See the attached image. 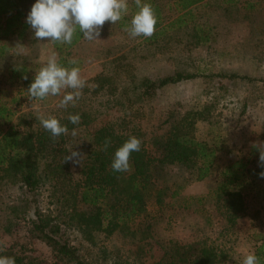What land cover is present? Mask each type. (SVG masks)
I'll return each instance as SVG.
<instances>
[{
	"label": "rangeland",
	"instance_id": "374dc122",
	"mask_svg": "<svg viewBox=\"0 0 264 264\" xmlns=\"http://www.w3.org/2000/svg\"><path fill=\"white\" fill-rule=\"evenodd\" d=\"M177 1L142 0L159 15L151 38H132L125 31L139 10L134 0H128V14L115 24L106 22L99 40L82 38L69 50L87 84L101 72L114 75L118 83L116 97L82 94L75 107L79 113L86 110L92 114L91 126L130 117L147 140L165 133L163 121L170 111L206 107L210 119L197 122L196 136L220 147L217 165L202 180L178 166L170 169L166 177L173 187H179V193L167 197L162 205L149 201L153 234L142 242L143 252L137 251V238L120 232L110 236L96 233L95 242H91L65 217L62 226L66 237L92 264H157L170 241L203 239L224 251L221 264H242L244 256L256 253L261 243L264 200L260 195L254 191L247 194L250 215L233 224L217 215L213 205L221 170L247 156L254 144L264 142V83L259 80L264 78V0H201L189 10H179ZM30 11H26L27 16ZM180 15L186 21L182 26L174 21ZM4 17L0 16V23ZM0 43L9 47L0 55V99L14 112L13 120L23 114L30 121H37L40 115L68 114L67 108L58 105L71 89L33 101L23 80L10 76L13 64L24 61L43 67L52 54L58 59L53 42L37 40L29 27L21 38L0 34ZM178 70L198 76L164 86L153 97L141 94L139 86L144 78L153 81ZM232 73L256 80L225 76ZM71 165L74 177H80L79 164ZM20 195L18 184L0 182V249L13 247L40 264H61L52 247L30 236V215L12 211L20 204ZM41 208L56 213L49 186L42 191ZM9 222L13 224L10 233L5 231Z\"/></svg>",
	"mask_w": 264,
	"mask_h": 264
},
{
	"label": "trees",
	"instance_id": "16d2710c",
	"mask_svg": "<svg viewBox=\"0 0 264 264\" xmlns=\"http://www.w3.org/2000/svg\"><path fill=\"white\" fill-rule=\"evenodd\" d=\"M200 1L178 0V9L189 10ZM35 2L0 0V16H5L0 23V34L23 37L30 27L26 22V11L31 10ZM174 21L179 26L186 23L183 15ZM82 38L77 31L71 44L53 42L61 65L80 67L78 61L76 65L70 64L74 58L70 57L69 50ZM8 49L6 44L0 43V55ZM40 68L39 64L30 65L23 61L10 66V76L23 80L29 88ZM197 76L198 73L178 70L153 81L144 78L139 87L144 97H153L164 86ZM225 76L256 80L236 73ZM259 80L264 83V78ZM89 83L82 89V94L111 97L118 94L114 75L101 72ZM67 112L57 118L62 125H67L69 132L54 139L38 119L30 121L25 118L27 114H23L13 120L14 112L0 99V182L16 183L21 190L20 204L14 205L12 211L30 215V236L52 247L61 264H92L66 237L62 226L65 217L91 242H95L96 233L110 236L120 232L133 240L137 238V251L143 252L142 242L153 234V219L147 210L149 201L162 205L167 197L179 193V187H173L166 177L170 169L178 166L202 180L217 165L220 147L196 136L197 122L210 119L207 108L170 111L163 121L167 125L165 133L150 140L133 125L130 117L91 126L94 118L89 111L79 113L70 103ZM76 114L81 116V121L72 124L68 117ZM73 129L77 130L75 137L71 135ZM83 131L85 133H81ZM131 136L142 140L141 150L132 153L129 172H115L111 168L115 152ZM106 138H110L111 144L105 151ZM73 150L84 151L86 155L79 165L78 178L73 175L72 161L64 163ZM259 155V150L252 146L247 156L226 165L220 172L213 206L217 215L227 223L233 224L239 217L250 215L246 198L251 191L264 200V178L259 176L264 168L259 166ZM47 186L52 202L56 204V213L41 208L42 191ZM12 230L13 224L9 222L5 231L10 233ZM259 236L261 243L255 254L264 264V231ZM164 250V256L157 264H221L226 257L223 250L206 239L170 241ZM0 256L15 257L16 264H40L36 258L13 247L0 250Z\"/></svg>",
	"mask_w": 264,
	"mask_h": 264
},
{
	"label": "clouds",
	"instance_id": "9594fccd",
	"mask_svg": "<svg viewBox=\"0 0 264 264\" xmlns=\"http://www.w3.org/2000/svg\"><path fill=\"white\" fill-rule=\"evenodd\" d=\"M139 9L131 20L130 27L126 26L125 31L132 38H151L156 31L158 23L157 13L150 3H142V0H134ZM129 12L128 0H36L29 12L26 22L34 31L37 40L71 44L73 37L79 31L83 38L88 41L99 40L101 31L106 22L112 24L120 21ZM70 64L76 65L77 61L72 60ZM27 79V77H25ZM87 81L82 78L81 69L78 66L65 67L58 62L57 56L52 54L46 64L36 72L34 82L31 83L28 92L30 100H44L49 96H58L64 90L71 89L63 95L58 107L67 108L75 103L82 96V89ZM45 130L51 133L52 138L67 135V125H62L60 120L53 115L45 118L38 117ZM68 120L72 124H79V114L70 115ZM71 135L75 137L77 130L73 129ZM110 138H106L104 150L110 146ZM142 140L131 136L114 155L111 168L115 172H129L131 170V155L141 150ZM259 150V166L264 168V142L253 145ZM86 156L79 151H71L65 158L64 163L72 161L73 164L81 165ZM264 178V171L259 173ZM2 250V249H0ZM0 264H16L15 257L0 256ZM242 264H261V259L255 252L247 253Z\"/></svg>",
	"mask_w": 264,
	"mask_h": 264
}]
</instances>
